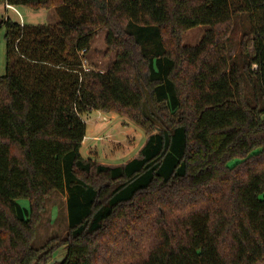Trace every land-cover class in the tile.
<instances>
[{
  "label": "trees",
  "instance_id": "16d2710c",
  "mask_svg": "<svg viewBox=\"0 0 264 264\" xmlns=\"http://www.w3.org/2000/svg\"><path fill=\"white\" fill-rule=\"evenodd\" d=\"M0 3L58 16L3 21L0 261L49 264L64 246L54 264H264V0ZM200 25L203 40L181 46ZM101 29L117 59L85 71ZM117 108L142 110L153 133L138 157L96 163L83 116ZM54 191L68 233L35 248Z\"/></svg>",
  "mask_w": 264,
  "mask_h": 264
},
{
  "label": "rangeland",
  "instance_id": "374dc122",
  "mask_svg": "<svg viewBox=\"0 0 264 264\" xmlns=\"http://www.w3.org/2000/svg\"><path fill=\"white\" fill-rule=\"evenodd\" d=\"M7 7L15 8L11 4ZM6 15L4 6L0 5V75H4L7 70L5 39L7 29L3 23ZM9 16L16 21H22L23 18L28 26L51 25L58 20L54 6L38 11H33L28 7H19L18 11L10 10ZM207 33V25L183 30L180 45L196 46ZM106 35L107 30H99L94 36L90 48L81 53V57L88 60L92 69L106 71L117 59V51L120 48L108 43ZM237 35L240 36L239 33ZM146 116L142 110L134 108L127 109V111H120L117 108L109 113L94 110L89 115L83 116L87 123V138L81 149L82 154L86 158L96 160V163L110 166L121 165L138 157L149 134L153 133V129L149 128V122L146 121ZM45 199L43 203L45 210L39 214L35 221L36 231L32 240V245L35 248L45 245L49 239L63 238L68 233L67 195L54 191ZM21 201L26 202L24 199ZM65 254V247H59L49 264L62 260ZM0 264L5 263L0 261Z\"/></svg>",
  "mask_w": 264,
  "mask_h": 264
},
{
  "label": "crops",
  "instance_id": "0c3cea01",
  "mask_svg": "<svg viewBox=\"0 0 264 264\" xmlns=\"http://www.w3.org/2000/svg\"><path fill=\"white\" fill-rule=\"evenodd\" d=\"M0 5H3L4 6V9H5V11H6V19L7 18H11L10 16H9V11L10 10H16V11H18V8H8L7 7V4H2V3H0ZM22 7H28V6H22ZM28 8H30V7H28ZM30 9H32V8H30ZM33 10V9H32ZM33 11H38V10H33ZM22 16V15H21ZM12 19V18H11ZM13 20V19H12ZM14 21H16V20H14ZM17 22H19V23H21V24H25L26 22L24 21V19L22 18V21H17ZM87 138V137H86ZM86 138H85V140H84V142L86 141Z\"/></svg>",
  "mask_w": 264,
  "mask_h": 264
},
{
  "label": "built area",
  "instance_id": "2783aa9c",
  "mask_svg": "<svg viewBox=\"0 0 264 264\" xmlns=\"http://www.w3.org/2000/svg\"><path fill=\"white\" fill-rule=\"evenodd\" d=\"M7 6H9V4H7ZM85 52V51H84ZM83 69L85 71H90L92 69V67L89 66L88 60L83 58V63H82ZM103 72V71H102Z\"/></svg>",
  "mask_w": 264,
  "mask_h": 264
}]
</instances>
